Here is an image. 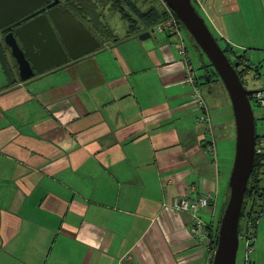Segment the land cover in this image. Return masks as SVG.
<instances>
[{
  "label": "crops",
  "instance_id": "1",
  "mask_svg": "<svg viewBox=\"0 0 264 264\" xmlns=\"http://www.w3.org/2000/svg\"><path fill=\"white\" fill-rule=\"evenodd\" d=\"M199 8L234 49L264 52V0ZM85 22L98 50L0 84V264H211L208 239L190 231L193 214L173 201L212 194L200 216L215 229L229 190L217 142L222 121L224 142L231 137L227 102L202 93L209 81L186 48L196 83L187 81L178 36L140 39L145 24L101 34ZM240 54L260 69L262 59ZM258 233L250 264L261 261Z\"/></svg>",
  "mask_w": 264,
  "mask_h": 264
},
{
  "label": "water",
  "instance_id": "2",
  "mask_svg": "<svg viewBox=\"0 0 264 264\" xmlns=\"http://www.w3.org/2000/svg\"><path fill=\"white\" fill-rule=\"evenodd\" d=\"M189 32L225 86L235 121V154L228 186L229 198L220 217L216 248L211 264H236L239 245V220L244 195L255 160L256 121L250 95L264 89L245 88L236 70L219 45L192 0H163ZM57 0H0V29L18 79L28 81L36 74L60 68L101 47L100 41L69 8ZM41 7V8H40ZM40 8L22 18L29 12ZM22 23V24H21ZM154 30L139 34L148 38ZM1 38V36H0ZM0 63L10 83L15 79L0 42Z\"/></svg>",
  "mask_w": 264,
  "mask_h": 264
},
{
  "label": "rangeland",
  "instance_id": "3",
  "mask_svg": "<svg viewBox=\"0 0 264 264\" xmlns=\"http://www.w3.org/2000/svg\"><path fill=\"white\" fill-rule=\"evenodd\" d=\"M193 1L195 2L196 6H197V10L199 11V13L202 14V16H204L201 9L199 8V0H193ZM107 4H109V3H107ZM107 4H105V5L99 4L97 7V10L102 14L103 23L106 24L108 26V29H111L113 31V33L116 35L122 34V32L126 31L128 28V25L139 27L140 25L144 24L140 20L139 16L137 15L136 10L145 12L150 7H155L157 9L165 10L168 13V15H169V12H171L169 10V7L165 4V2L163 0H111L110 5L106 6ZM113 4H117L120 7L119 11L118 10L114 11L115 9H113V7H112ZM114 12H117V13H114ZM121 18L126 19L128 23H126ZM206 23L210 27V30L212 31L213 35L216 36V38L218 39L219 43L222 46L224 44H228V43L224 42L223 39L219 38L216 35L215 31L213 30L212 26L210 25V23L207 20H206ZM181 29H182L181 34H182V37L184 39L185 46L188 49L190 59L192 60L194 66L196 68V71L198 73L201 72V75H202V74H204V71L199 67L202 64V62L206 61L207 59L204 56V54L202 53V51L200 50V48L196 47L197 45H195L196 44L195 41L191 38V36H190L189 32L186 30V28H181ZM101 34H109V31L106 30V33H101ZM0 42H1L3 51L7 57L8 62H11V57H10L9 51H8L6 45L4 44V42L1 41V38H0ZM235 50L238 52V54H240V52H243V53L248 52L249 56L254 54L255 58L262 59V61H261L262 65L259 69V71H260L259 76L249 74L250 71L253 69V67H252V64L248 63V61L245 60L246 58L244 56L241 59V64L239 65V70L245 71V73L242 76H243V80H244V86L246 89H248L250 91H257V90H260L261 88H264V52L259 51L258 48L256 49V48L252 47L251 45L249 47H245V49H241V51H238L239 49H235ZM201 57L203 58V61L200 60ZM7 82H8V78H7L5 72L2 68V65L0 63V84H4ZM200 88L202 90V93L207 98H209V99L213 98V101L218 103L217 107L222 106L224 104V102H227V105H228V111L230 113V119H231V137H230V140H227V143L224 142L225 136L230 134V132L227 133L226 129H225V128H228L227 127L228 123H226V121H222L221 122V128L219 129V132H218L217 142L219 141V138H220L219 142L220 143L222 142V145L220 143L218 145V158L220 160L223 158L226 159L228 161V164L230 165V168L228 169L229 170L228 180H229L231 169L233 166V161H234V154H235V121H234L233 111H232V107H231V101H230V98L228 96V93H227L225 86L223 85V83L221 81L217 80L216 78L214 79V81H211L208 83L206 81L203 82L201 80ZM254 93L257 94L259 92H254ZM208 96H211V97H208ZM251 104H252L253 112H254V115L256 118V133H257L256 134V140H258V139H260L261 136L264 137V107L259 105L257 102H255V100H252ZM223 110L224 109L222 108L221 114L224 112ZM223 127H225V128H223ZM259 135H261V136H259ZM259 147L261 148V146H259ZM212 150H214L213 147H212ZM259 164H262V162L260 160H259ZM211 200H213V196H212ZM263 205H264V203H263ZM219 216L220 215H218L216 220L219 219ZM257 221H258V223L255 225V227L249 229L248 234L250 233L254 237V235H253L254 229H258V227H259V233L258 234L261 238H264V215L261 216L259 218V220H257ZM249 225H251V227H252V224H249ZM206 227L208 229H210V233H208V235H209L208 241H209V245H210V239H212V235L215 233L214 231L216 230V227H215V229L210 227V226H206ZM190 231H191V228H190ZM254 239H255V237H254ZM262 243H263V247L261 250V252H262L261 261L259 260L257 262V264H264V241H262ZM241 244H244V240L241 241ZM241 244L238 247L236 264H240L241 254H242V252H244ZM252 244L253 245L250 246L248 251L244 252L246 255H248V257H247V260H245V257L243 254L242 264H250L249 262L251 261L250 260L251 255L253 254V251H254V242ZM211 254H212L211 255V263H212L213 254H214V252L212 253V250H211Z\"/></svg>",
  "mask_w": 264,
  "mask_h": 264
},
{
  "label": "trees",
  "instance_id": "4",
  "mask_svg": "<svg viewBox=\"0 0 264 264\" xmlns=\"http://www.w3.org/2000/svg\"><path fill=\"white\" fill-rule=\"evenodd\" d=\"M109 1L110 0H103L102 5L107 4ZM192 3L194 4V6L197 9V6L193 0H192ZM79 4L81 7L78 9V13L81 15L82 19L87 20L89 23H91L94 26V28L97 29L100 33H106V30H108V26L103 23L102 14L97 10L98 3L92 2V0H79ZM112 7H113V9L118 10V11L120 9V7L117 4H113ZM136 13L139 16L140 20L145 25H147V29H150V31L154 30V28L157 24L161 23L164 19H166L168 17V13L165 10L157 9L155 7H150L145 12L136 10ZM172 14H173V12H172ZM200 15L202 16V14H200ZM175 18H176V16H175ZM176 20L180 24L181 28H185L183 26V24L177 18H176ZM181 31H182V29H181ZM181 37H182V35H181ZM214 37L216 38V36H214ZM216 40L218 41L217 38H216ZM183 41H184V39H183ZM218 43H219V41H218ZM219 45L224 50L226 56L229 58L231 63L238 64L235 67H236V70L239 74L241 81L244 84V80H243L242 75L245 73V71L239 70V65L241 64V59L243 58V55L238 54V52L231 45L224 44L222 46L220 43H219ZM196 47H198V46H196ZM199 68H201L204 71V74H202L201 77L205 78L209 82L213 81L214 78L221 81L220 78L218 77V75L216 74V72L214 71V69L212 68V65L210 64L208 59L206 61L202 62V64L200 65ZM209 72H211V74ZM252 72L256 76L260 75L259 74L260 71H259L258 66H254L249 74H251ZM250 99H251V95H250ZM255 121H256V118H255ZM229 192L230 191L228 190V198H229ZM228 198L224 204V207H223V210L219 216V219L217 220L216 230L214 231L215 233L212 235V239H210V248L212 250V253L214 252V250L216 248V236H217V231H218V226H219V220H220V217L224 211V208L226 207V205L228 203ZM263 203H264V162L262 164H259V159H258L257 155H255L254 165H253V169H252L251 175H250L248 183H247V187H246V191H245V195H244V200H243V205H242V210H241V215H240V220H239V236H242V233L244 230L248 231L250 228H254L255 225L258 223L257 220H259V218L264 215ZM249 224H252V227ZM254 233H255V229H254Z\"/></svg>",
  "mask_w": 264,
  "mask_h": 264
},
{
  "label": "built area",
  "instance_id": "5",
  "mask_svg": "<svg viewBox=\"0 0 264 264\" xmlns=\"http://www.w3.org/2000/svg\"><path fill=\"white\" fill-rule=\"evenodd\" d=\"M170 10V9H169ZM154 31L157 33H163V34H168L170 36H178V51L182 55L185 63H186V78L187 81L191 84L196 83L195 80V74L193 69L190 66L189 63V58L186 52V46L183 41V38L181 37V27L180 24L177 22L175 16L172 14V12H169V15L166 19H164L161 23L157 24L154 28ZM255 98L258 100L260 105H264V100L262 98L261 93L255 94ZM193 103L198 106L199 108L204 106V101L201 97L200 91L198 87L195 86L194 88V94H193ZM261 136V135H259ZM256 150L255 154L257 155L258 159L263 163L264 161V137L261 136L260 139L257 140L256 144ZM261 146V148L259 147ZM211 194H207L204 196H200L195 199H188L186 198H178L173 201V206L181 211V212H187L191 213L194 216V221L192 222L190 228L191 232L197 237L201 239H208V233H210V229H208L206 226L212 227L210 224H207L204 222V220L200 216V211L202 209H207L211 205V199H212ZM254 235V234H253ZM241 241L244 240V244H242L243 251L246 252L250 248L252 243L254 242V237L249 233L244 234L241 236ZM244 257L245 260H247L248 255L245 253ZM248 262V261H247Z\"/></svg>",
  "mask_w": 264,
  "mask_h": 264
},
{
  "label": "flooded vegetation",
  "instance_id": "6",
  "mask_svg": "<svg viewBox=\"0 0 264 264\" xmlns=\"http://www.w3.org/2000/svg\"><path fill=\"white\" fill-rule=\"evenodd\" d=\"M55 0H49V3H52V2H54ZM57 5H62L64 8H69L78 18H80L81 20H83L82 19V17H81V15L78 13V9L81 7L80 6V4H79V0H57ZM92 2H95V3H98V5L99 4H103V0H92ZM110 2H111V0H110ZM41 8V7H40ZM40 8H37V9H35V10H33L32 12H29L28 14H26L25 16H23L22 18H20V19H23V18H25V17H27L28 15H30L31 13H34L35 11H38ZM84 21V23L86 24V26H88L89 27V25L85 22V20H83ZM22 24V23H21ZM90 28V27H89ZM92 31V30H91ZM8 32V30H6V27H4V28H1L0 29V36H1V41H3V39H2V37L6 34ZM93 32V31H92ZM71 61V60H70ZM10 63V67H11V70H12V73H13V76H14V79L16 80V79H18V74H17V66H15V63H14V61L13 60H11V62H9ZM238 65V64H237ZM53 70V69H52ZM48 71H51V70H48ZM47 72V71H46ZM46 72H44V73H46ZM44 73H42V74H44ZM42 74H36L34 77H36V76H38V75H42ZM33 77V78H34ZM262 89H264V88H262ZM259 93H261V95H262V98H263V100H264V93H262V92H259ZM255 94L256 93H254L252 96H251V99H250V101L252 102V100H255V102H257L258 104H259V102H258V100L255 98ZM260 105V104H259ZM262 106V105H261ZM263 107H264V105H263Z\"/></svg>",
  "mask_w": 264,
  "mask_h": 264
},
{
  "label": "bare ground",
  "instance_id": "7",
  "mask_svg": "<svg viewBox=\"0 0 264 264\" xmlns=\"http://www.w3.org/2000/svg\"><path fill=\"white\" fill-rule=\"evenodd\" d=\"M256 143H257V140H256ZM256 147H257V146H256V144H255V150H256ZM203 196H204V195H203ZM211 203H212V200H211ZM186 213H187V212H186ZM248 231H249V230H248ZM248 231H247V233H248ZM241 239H242L241 236H239V245L241 244ZM239 245H238V247H239ZM241 245H242V244H241Z\"/></svg>",
  "mask_w": 264,
  "mask_h": 264
}]
</instances>
